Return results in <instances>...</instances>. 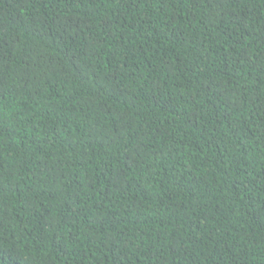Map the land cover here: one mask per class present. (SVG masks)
<instances>
[{
	"label": "trees",
	"instance_id": "16d2710c",
	"mask_svg": "<svg viewBox=\"0 0 264 264\" xmlns=\"http://www.w3.org/2000/svg\"><path fill=\"white\" fill-rule=\"evenodd\" d=\"M0 264H264V0H0Z\"/></svg>",
	"mask_w": 264,
	"mask_h": 264
}]
</instances>
